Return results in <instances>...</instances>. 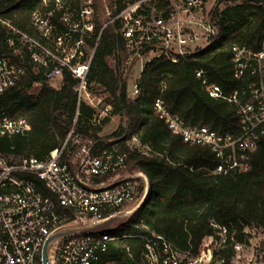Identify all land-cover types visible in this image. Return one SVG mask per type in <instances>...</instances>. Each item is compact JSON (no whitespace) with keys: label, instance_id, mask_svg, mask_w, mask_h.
Returning <instances> with one entry per match:
<instances>
[{"label":"built area","instance_id":"1","mask_svg":"<svg viewBox=\"0 0 264 264\" xmlns=\"http://www.w3.org/2000/svg\"><path fill=\"white\" fill-rule=\"evenodd\" d=\"M230 0H40L24 29L1 21L12 37L6 40L15 54L25 53L29 64L47 82H76V111L72 126L57 148L42 158L4 155L0 152V264H42V250L55 233L70 227H89L55 240L50 264H98L110 246L132 236L115 234L143 204L148 179L142 172L125 170L126 155L112 139L99 135L112 105L92 88L88 74L106 30L119 39L123 49L119 66L129 97L141 95V75L147 65H175L206 50L217 35L211 12ZM99 10V12H98ZM120 57V55H119ZM235 80L246 90L224 97L220 88L197 71L208 97L225 100L235 109L238 130L218 135L207 128H189L169 115L161 99L153 104L157 117L183 143L210 149L218 161L214 175L233 177L248 171L252 153L264 135V43L257 52L231 48ZM25 70L0 59V95L19 83ZM136 79L131 84L133 76ZM34 87H39L35 84ZM164 88L161 87L160 93ZM92 111V137L76 130L79 107ZM28 124L0 109V139L25 136ZM136 143V138H132ZM106 145H110L106 147ZM13 149L10 148V152ZM123 222L115 229H100ZM222 249L232 248V261L213 258L212 250L192 257L179 252L162 237H139L143 243L135 264H238L245 245L226 242V230L218 228ZM245 238L247 237L242 232ZM232 242V238H231ZM129 255L128 248H125ZM236 258L235 262L233 260ZM247 264H251V259Z\"/></svg>","mask_w":264,"mask_h":264},{"label":"trees","instance_id":"2","mask_svg":"<svg viewBox=\"0 0 264 264\" xmlns=\"http://www.w3.org/2000/svg\"><path fill=\"white\" fill-rule=\"evenodd\" d=\"M39 1L0 0V59L25 70L17 86L0 95V109L28 124L25 136L0 139L4 155L44 157L65 138L75 118L76 82L63 74L58 87H52L29 64L27 54H15V48L6 43L12 34L1 21L24 29ZM211 17L217 29L211 45L175 65H147L137 98L129 97L127 82L120 74L123 49L111 29L106 30L94 54L89 83L103 88L112 105L111 115L102 125L105 127L111 117H119L108 139L126 155L125 170L144 173L149 184L143 204L115 231L132 238L110 246L98 264H135L143 245L140 238L151 234L192 257L212 250L213 258L229 261L232 248L225 246L245 244L244 228L256 227L264 232V135L257 141L247 172L233 177L214 175L218 161L210 149L183 143L153 110L154 102L161 99L166 112L186 127H204L221 136L237 132L234 107L225 100L209 98L195 74L205 72V80L218 86L224 97H230L236 89L246 90V83L233 77L231 48L259 51L264 43V0H230L221 9L215 7ZM161 87L164 89L160 93ZM91 117L92 111L81 105L76 131L86 136L92 131L95 138L100 129L89 127ZM132 138H136L138 148L129 146ZM218 228L227 232L225 248L214 251L212 243L223 245ZM207 240L210 244L205 245Z\"/></svg>","mask_w":264,"mask_h":264},{"label":"rangeland","instance_id":"3","mask_svg":"<svg viewBox=\"0 0 264 264\" xmlns=\"http://www.w3.org/2000/svg\"><path fill=\"white\" fill-rule=\"evenodd\" d=\"M232 1V0H231ZM108 64L110 67L113 68V62L111 59H109ZM136 76H133L130 83L133 82V80L136 79ZM60 81H53L51 82L52 87L56 88L58 87ZM95 92L100 93L101 95H105L106 93L104 92V89L99 87V86H93L92 88ZM106 102L110 103L111 99L109 97L106 98ZM111 104V103H110ZM119 123V117H111L109 123L103 128V130L100 133V137L104 140H107L109 136L116 130L117 126ZM130 147H137V143L133 142L129 144ZM143 150V148H139ZM145 151V150H144ZM120 224H123V222H112L110 224H106L102 226L100 229H115L117 228ZM244 234L247 236L245 238V249L241 256L239 257L237 263L238 264H247L248 261L251 259V264H264V232L259 230L256 227H248L244 228ZM205 245L210 244V240H207L205 242ZM214 251H219L222 249L219 244L214 245L213 243L210 245V248ZM234 256H231L229 258V261H232ZM236 258L233 260L235 262Z\"/></svg>","mask_w":264,"mask_h":264},{"label":"water","instance_id":"4","mask_svg":"<svg viewBox=\"0 0 264 264\" xmlns=\"http://www.w3.org/2000/svg\"><path fill=\"white\" fill-rule=\"evenodd\" d=\"M89 227H84V226H80V227H70L64 230H61L55 234H53L45 243L43 250H42V264H50V248L52 243L59 239L60 237L67 235L69 233L75 232V231H79V230H84V229H88Z\"/></svg>","mask_w":264,"mask_h":264}]
</instances>
